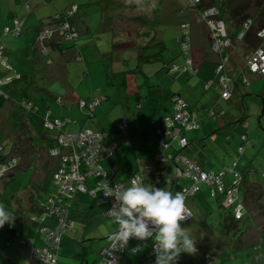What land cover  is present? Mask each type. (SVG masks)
Returning a JSON list of instances; mask_svg holds the SVG:
<instances>
[{
    "label": "trees",
    "instance_id": "1",
    "mask_svg": "<svg viewBox=\"0 0 264 264\" xmlns=\"http://www.w3.org/2000/svg\"><path fill=\"white\" fill-rule=\"evenodd\" d=\"M191 1H193L194 7H192L193 5H187ZM177 3H179V13L185 15V18L179 23L181 35H179L177 39L181 46L182 53L184 54V64L180 66L172 60L165 63L170 72L175 69H182L187 74L197 75L199 71L197 65L199 66L200 64L196 65L195 61L200 60V63H204L209 59V56H199V54L195 52L198 46L194 48L192 43L193 38H190L187 32L191 22L189 9L192 7V9L199 8L200 13L206 15L208 24L221 22L226 30L225 36L216 28L211 31V36L214 39L212 38L213 40L208 43L211 46L210 48L217 54L212 58L216 64L215 73L217 80L215 82L211 81L207 85L208 87L217 83V89H222V92L229 90L224 88V85L220 81L221 77H224L222 78L223 81H225V84L229 85L231 89V97L226 99L221 93L220 98L229 101L232 99L236 89L241 91V95H243L246 92L245 89L247 86H250L251 83L253 84L257 76L264 77V72L260 69L258 71L252 69V62L256 56H251L253 49V52L258 50L264 51V0H189L184 3L177 1ZM253 9H255V12ZM58 13L60 17H53L52 23L58 24L61 21L67 20L70 22V31L76 34H71V37L67 39V41H44L45 43H43V45L46 46L45 50L41 48L40 42H38L37 49L41 54L48 55L50 51L61 48L62 43H72L81 53V55L77 57V61L81 60L80 63H86L85 58H88V56L90 57V51L94 50L93 47L97 48V46H100L98 37L90 32L89 34L87 33L85 37L81 35V29L76 24L79 11L77 14L74 13L73 15H67L66 10ZM62 17L67 18L60 19ZM141 18L137 19L141 20ZM16 19L13 28H4V35H14L13 31L16 26ZM19 22L21 23V20H19ZM21 30L22 28L20 26V31ZM151 31L153 34L149 36L150 38L145 41V44L135 46V49H138L136 53L137 61H135L136 66L135 68L129 67V71L134 73L137 77V73L142 72L143 76L146 78L147 68L145 64L151 61L163 60L164 52L168 49V45L166 41L163 40L161 32H157V28L156 31ZM39 35L38 41L40 39ZM145 36H148V32L145 33ZM0 45L4 49L3 55L0 57V96L5 102L0 110V133H5L9 141L7 145L0 143V181L12 180L21 172H27L28 170L32 171V175L26 183L27 186H19L18 188L12 186L13 194L10 196L11 203L8 209L14 213L15 219L11 225L5 224L11 235L20 236L19 244L26 249V260L22 262L18 261L17 258L12 259L1 251L3 257L0 258V264H29L32 251L35 249V255L39 257L40 252L38 251H42L45 247L56 257L55 264H60L59 260L61 255L79 258L81 260L79 264H99L102 259L101 255H99L100 257L97 261L90 262L86 258L85 249L79 252L82 246L84 247V241L87 239L78 237L79 231L76 229V226L78 221L81 223L80 225L84 226L89 217L95 214L94 204L106 206L103 214L112 218L107 215L108 209L111 207L108 208L106 203L109 198H103L101 182L107 179L112 187L116 186L118 183L127 187L130 186V180L134 175L145 173L143 183H145L146 178L151 175L157 187H164L175 195L177 192L181 193L182 189L185 187L190 188L195 181L191 176H187L183 173L181 178L187 179L189 181L188 185H181L177 191L172 190L170 186H165L167 182L169 183L172 166L185 168L183 165V157L191 164L197 165L202 172L214 174L216 180L218 177V182L221 181V183L217 185H210L206 181L199 182L198 191L192 196H189L186 201L201 191V183H206L212 188V196H216L220 204L218 223H209L203 216L199 225V234L196 236L192 235L197 240L196 253H181L176 264H220L217 262V258H215L216 250L226 251L233 254L232 256H235L238 251L249 249H258V253L253 256L252 259L250 258L251 260L248 259L242 264H264V225L261 224V226H259L260 223L255 220L256 216L264 215V208H262L263 203L259 204L258 202L261 199L264 200V183L254 180V178L250 176L249 171L239 168V157H237L236 161L225 169V171L215 172L204 169L196 160L192 159L186 153V151L190 149V145H192L195 140L197 141L196 138L191 139L187 136L188 131L199 130L202 123L208 118L216 119L226 116V111L219 107V99L212 107H205V110L201 111L187 104L180 94H171L169 104L172 106V113L163 117L162 123L156 130V138L162 150L154 152L151 159V161H153L152 163L146 165L143 169H138L130 177L126 176L120 180L117 173V164L112 165L111 163L109 169L103 165L105 157L109 154L107 147L103 144L105 133L89 125H85L79 130L73 131L72 125L77 121L70 116L57 114L58 111L68 105L70 108L72 106L76 107L83 115L87 113L89 119L92 120L96 116V111H98L101 106L102 99H105L106 96L94 97L93 95H86L85 98L73 100L71 98H66L65 95L56 94L51 88L54 77L52 78L43 70L47 63H23L26 71L18 72L9 61L6 47L1 36ZM239 48L244 55L243 58L245 62L243 64L236 61V56L238 55L236 51ZM249 49L252 50L249 52ZM45 51H47V53ZM3 58L7 59L6 65L2 63ZM36 58L34 54H31V62H35ZM257 58L259 57L257 56ZM228 65L231 67V70L227 68ZM157 66H159V64H157ZM250 75H252V77H250ZM139 85H141V83ZM154 90L159 93L162 102L164 100L163 91L161 89L159 91L155 89V87ZM250 93L251 91L248 89L247 94ZM148 95L149 94H146L144 96L142 94V89L140 90V94L139 92L132 94L136 99V108L142 109V104L148 100ZM176 98L183 100L184 104L182 105ZM138 99L139 101L137 102ZM178 102L179 106L182 107V111L188 112L189 122L192 124V122L196 120L198 127L196 128L194 124H190V128L184 129V134L186 136L181 135L180 137L176 136V138H173L167 135L165 130L167 129V119H172L176 114ZM162 106L161 103V107ZM54 108L58 110H54ZM44 110L45 113H42L41 111ZM22 112L23 114L17 117V114H21ZM202 112L206 113L201 115ZM246 117L247 115H244L241 120H239V123L245 124L248 128L249 123L246 121ZM56 120H59L61 124L55 123ZM127 125L128 121L126 119L120 124V129ZM84 129H90L102 135L100 139L102 148L98 154L99 158L96 164L99 166L98 169L100 172L97 173L99 170L94 169V167L88 165L85 160L80 159L77 174L83 177L82 180L74 181L70 189H62L56 175L61 171L68 173L71 163H75L76 160H65L66 156L74 159V151L73 148L64 147L60 141V137L69 133H79ZM158 129H164V133L158 134ZM218 132L221 133V129H218ZM162 136L170 140L168 147L162 148L160 140ZM181 137L187 139L188 146L185 148H183V145L180 143ZM227 138L230 140L231 136L228 135ZM247 140L248 138L246 135H242L239 138L237 146L238 155L243 154L245 149L244 144ZM159 153L163 155L164 160L158 157ZM103 172L106 174L105 176H103ZM227 174H231L232 176L229 184L225 183V175ZM52 184L53 188H51ZM235 188L238 189L233 195L236 196L237 194L236 200L233 204L228 203V191ZM241 190L243 192L242 196L240 193ZM230 204L233 205V208L230 207ZM187 206L189 207L188 204ZM237 206H240V212L242 213L240 217H237ZM252 208L255 213L250 212ZM27 228H29V232H26ZM30 229L32 231H30ZM118 230L119 225H117L116 230L113 232L112 242ZM34 233L40 235L42 242L41 246L36 245ZM153 239L154 237H150L147 240L139 241L134 238L135 245H133V250L138 252L142 249L143 245L146 244L150 247L148 257H155L152 247ZM51 241L55 244L49 245L48 243ZM103 247L100 249V253ZM125 250L126 245L123 243L122 251L118 252L120 256L118 260L119 263L127 264L123 261ZM203 253L209 255L210 258L214 260L203 262L201 260ZM38 264L48 263L40 261ZM141 264H147V261H143Z\"/></svg>",
    "mask_w": 264,
    "mask_h": 264
},
{
    "label": "rangeland",
    "instance_id": "2",
    "mask_svg": "<svg viewBox=\"0 0 264 264\" xmlns=\"http://www.w3.org/2000/svg\"><path fill=\"white\" fill-rule=\"evenodd\" d=\"M38 1L45 3L43 0ZM59 1L62 2V9H66L74 2L79 4L80 10L76 24L84 26L85 23L89 28H92V34L98 37L100 50L103 53L112 51V60L98 57L100 59H91L92 63H109V65L112 63V67L114 68L113 71L115 72L124 71V69L128 67L135 68V61H137L136 53L138 51V49H135V46L145 44V41L149 40V36L153 34L151 30L156 31V28L157 32H161L163 40H165L168 45V49L164 52L163 60L151 61L145 64L147 68L146 78L143 76L142 72L137 73L139 83H141L142 94L144 96L149 94L148 100L143 103L142 109L136 108V99L131 96L132 94L125 95L126 88L123 87L124 85L122 86L119 84L116 88L112 87L119 96L112 100V115L108 117L109 120L106 121V126L109 132H112V145L116 144V150L112 154V161L109 159H104L103 161V165L107 169L110 168L111 163L112 165L117 164V166L119 164L122 168L126 166L120 171L123 176L128 173L131 174L135 169H140L141 166H144V163H140L139 159L143 160L150 152L154 155L155 150H161L156 138V130L163 121L162 116L165 115L166 112H168L167 114L172 112V106L169 104L170 96L176 93L180 94L192 108H197L201 111L205 110V107H212L219 99V107L226 111V116L216 119L208 118L202 123L199 130L187 132L189 138L197 139V141L195 140L193 144L190 145V149L186 151L188 156L196 160L204 169L215 172L225 171V169L232 165L237 157H239V168L249 171L250 176L253 177L254 180L264 183V77L257 76L253 84L251 83L250 86H247L245 89L246 92L243 95L239 94V90L236 89L232 99L229 101L220 98L221 93L223 95L225 91L222 92V89H217V83L209 87L207 86L211 81L215 82L217 80L215 73L216 64L215 61L212 60L217 54L210 48L211 46L208 42L214 39L211 36V31L215 28L225 36L226 30L223 28V24L218 26H213L212 23L208 24L206 15L201 14L199 8L192 9V7H194L193 1L187 4L193 5L189 9L191 22L187 32L190 38H193L192 43L194 48L198 46L195 52L198 53L199 56H209V59L204 63H200V60L195 61L196 65L200 64L199 66L197 65L199 71L197 75H191L185 73L182 69H175L170 72L165 64L171 60L178 63L180 66L184 64V54L182 53L181 46L177 39L179 35H181L179 23L185 18V15L179 13V3H177V1L184 3L189 0ZM0 5L2 6V1ZM253 11L255 12V9H253ZM28 12L30 19L33 18L35 27L42 26L43 24L40 25L41 22L45 20L48 15V10L40 9L39 12L36 10V0H33L32 10ZM19 16L21 17V14ZM137 18H141V20ZM49 28L54 29L55 26H50ZM55 31L57 32V30ZM147 32L148 36H145ZM6 35V38H3L4 44L6 40L10 38L15 41L21 39L15 35ZM82 35L85 37L87 33H83ZM96 37L95 40L97 41ZM62 38L64 41H67L65 37L56 33L53 36L54 40L51 41H57ZM120 43H122V46L118 48ZM93 48L94 51H90V56L98 54L97 48ZM251 50L252 49H249V52ZM253 50L251 56H256V58L260 56L261 61H264V51L258 50L253 52ZM237 51L236 54L238 53V55L236 56V61L243 64L245 62L243 58L244 55L242 54L243 52L240 48ZM157 64H159V66H157ZM229 65L227 68L231 70ZM253 70L258 71L259 69L254 68ZM250 77H252V75H250ZM82 80L83 77L77 80V83L80 85ZM51 87L56 94L58 93L62 96L67 95V91L62 86V83L54 81L51 83ZM154 87L159 91L160 89L163 91L161 92L162 94L164 93V101L169 105H163V107H161L160 95L154 90ZM248 89L251 91L250 94H247ZM85 90L86 89L83 88L82 91ZM223 96L226 99L231 97L226 93ZM125 97L130 98L125 99ZM4 103V100H2L0 96V110ZM41 112L45 113V110ZM205 113L206 112H202L201 115ZM22 114L23 112L17 114V117H20ZM58 114L60 115L61 113L58 112ZM84 115L86 120H88L87 122H89L90 119L88 114L86 113ZM244 115H247L246 121L249 123L248 128L245 124L239 123V120H241ZM132 118L135 119L136 123ZM183 118V113H178L173 120L181 121ZM126 119L128 121V126L120 129V124ZM93 120L95 119L93 118ZM72 129L76 130L74 127H72ZM218 129H221L222 132L219 133ZM183 131L182 128H178L176 133L183 134ZM228 135L231 136L230 140L227 138ZM242 135H246L248 140L244 144L245 149L243 154L238 155L237 146L239 138ZM106 142L107 137L103 139V144L105 145ZM0 143L4 145L9 144L8 137L5 133H0ZM180 143L183 145V148L188 146L184 137L180 138ZM118 144H120L119 147ZM144 144L145 146H143ZM134 157H136V159ZM131 161L134 162V164L128 166V163ZM184 164L185 166L192 165L196 167L198 171H201L197 165H193L188 161H184ZM182 172H185V170L182 169ZM117 173L119 174V167L117 168ZM31 175L32 171L28 170L27 172L19 173L12 180L0 181V203H3L9 208V204L11 203L10 196L13 194L12 186L15 188L25 186ZM150 177L147 181H150ZM231 178V174L225 175V183L229 184ZM179 180L175 184L174 189H179L181 185L189 184L187 179ZM200 187L201 191L187 201V204L193 211V218L190 221L181 222V227H185L189 233L194 236L199 234V225L203 216L209 223H216L219 219L220 202H218L216 196H212V188L206 183H201ZM51 188H53V184ZM240 193L242 196V190ZM258 202L259 204L263 203L262 208H264V200L261 199ZM233 203L234 202H232V204ZM232 204H230L231 208H233ZM94 205L95 214L89 217L84 226L80 225L81 223L79 221L76 226V229L79 231L78 237L87 239L84 241V247L82 246L79 252L85 249L86 258L91 262L99 259L100 249L103 245L112 241L113 232L118 225L113 218L103 214L106 206L100 204ZM250 212L255 213L253 208ZM255 220L260 223L259 226H261V224L264 225V215L256 216ZM26 231L29 232V228H27ZM30 231L32 230L30 229ZM19 243V235H11L5 225L3 228H0V258L3 257L1 254L2 251L12 259L17 258L18 261H25L26 249ZM36 245H42L40 235L37 237ZM133 245H135L134 238L130 239L126 245L123 261L127 264H141L143 261H147V264H155V257H148L150 252V247L148 245H143L142 249L138 252L133 250ZM205 253H203L201 257L203 262L214 260ZM257 253L258 249H249L238 251L235 256H232L233 254L229 252L216 250L215 258H217V262L220 264H242L246 260L252 259ZM80 261L81 260L76 257L73 258L61 255L59 263L79 264Z\"/></svg>",
    "mask_w": 264,
    "mask_h": 264
},
{
    "label": "crops",
    "instance_id": "3",
    "mask_svg": "<svg viewBox=\"0 0 264 264\" xmlns=\"http://www.w3.org/2000/svg\"><path fill=\"white\" fill-rule=\"evenodd\" d=\"M1 1H2V6L0 5V36L2 37V39L6 38L5 35H3L4 28L5 27L13 28L14 21L16 18L21 20L20 25L22 30L20 34L16 36V37H20L21 39L15 41L14 39L10 38L5 42L6 53L9 57V61L12 63L16 71L18 72L26 71V68L23 63H47L46 67L43 69L44 72L46 74H49L52 78L54 77L53 81H58L62 83V86L67 91V95L65 96L66 98L77 100V99L85 98L86 95H93L94 97L95 96L107 97V98L105 97V99L104 98L102 99L101 106L98 109V111H96L97 118L95 116L94 118L95 120L90 119L89 122H87L88 120H86L82 112L78 111V109H76V107L73 106L70 108L68 105H66L65 108L63 107L58 112L61 113L60 115L70 116L77 121L76 123H74V125H72L74 128H76V130L72 129L73 131H77L85 125H89L90 127H93L94 129L105 133V137H107V142L105 146L107 147L108 149L107 151L109 153L105 157V159H109L110 161H112V154L116 150L115 149L116 144L112 145V132H109L106 126V121H108L109 120L108 117H111L112 115V103H113L112 100H114L117 96H119V94H117L113 88H116V86L120 84L122 86L124 85L123 87L126 88L125 95L135 94L136 92H139L140 94L141 87L139 85L140 83L138 77L134 73L129 71L130 70L129 67L125 68L124 71L115 72L113 71L114 68L112 67V63L111 65H109V63H92L91 59H100L98 57L108 58L109 60H112V51H106L103 53L100 50V46H97L98 54H96L95 56H90V57L88 56V58H85V61L87 63H80L81 60L77 61V57H79L81 53L80 51H78L77 47L74 46L72 43L65 44L64 42L61 44V48H56L55 50L50 51L48 55L41 54L37 49L39 42L38 35L44 27H47L51 24L52 21L51 17L53 14L63 11L65 9V8L62 9L63 5L61 1L43 0L45 3H42L41 1L36 0V10L38 12L40 9L48 10L47 12L48 15L46 16L45 20H43L40 24L43 25L37 27H35L33 18L30 19V15H28L29 13L28 11L32 10L33 0H0V4ZM27 5H29L30 9H28ZM20 14L21 17L19 16ZM77 19H78V15H77ZM79 28L81 29L82 34L83 33L89 34V32L92 33V28H89L85 23L84 26H79ZM121 46L122 43L119 44L118 48ZM31 54H34L37 57L35 62H31L30 59ZM112 75H113V80H112ZM82 77L83 80L79 85L77 83V80H79ZM83 88H85L86 90L82 91ZM239 94H241V91H239ZM129 98L125 97V99H129ZM138 101L139 99L137 100V102ZM161 103L162 105L168 104L164 100ZM54 110H58V109L54 108ZM167 113L168 112H166V114ZM165 115H163L162 118L165 117ZM168 115L170 114H167L166 116ZM132 120H134V122L136 123L134 118H132ZM119 146L120 144H118V147ZM143 146H145V144ZM157 151L158 150H155L154 152ZM160 156L161 154L159 153V157ZM152 157L153 154H151L150 152V154H147L143 160L139 159L140 163L141 162L144 163V166H141L140 169H143L146 165L152 163L153 162L151 161ZM134 158L136 159V157ZM131 164L133 165L134 162L132 161L129 162L128 166ZM118 167H119L118 175L120 180L125 178L126 176L130 177L135 171L138 170L135 169L131 174L128 173L125 174L126 176L125 175L123 176L122 173H120V171L124 169L126 166L122 168L118 164L117 168ZM172 167L173 168L170 173L169 183L167 182L165 186L167 187L170 186L172 190L177 191L178 189L176 188L174 189V187L179 179H183L181 178L182 173H180L179 171L180 168H178L177 166H172ZM150 176L146 178L145 184L151 183L155 185L153 177ZM149 177H150V181H147ZM107 201H108L107 202L108 208L111 207L113 203H115L113 197ZM33 235L37 243V237L39 236V234L34 233ZM109 243L103 246H106Z\"/></svg>",
    "mask_w": 264,
    "mask_h": 264
},
{
    "label": "clouds",
    "instance_id": "4",
    "mask_svg": "<svg viewBox=\"0 0 264 264\" xmlns=\"http://www.w3.org/2000/svg\"><path fill=\"white\" fill-rule=\"evenodd\" d=\"M74 4L78 6L77 14L79 4L73 3L69 7ZM27 7L30 9L29 5ZM67 9L69 8L67 7ZM57 14L59 13L53 14L51 18L56 17ZM52 21L49 27L56 26ZM182 129L184 130L185 128ZM184 131L183 134L179 133L178 136H186ZM163 139L170 142L166 137ZM182 169L184 168H180L179 170L181 173ZM101 190L109 199L114 198L115 203L108 209V215L119 225L117 236L125 245L133 238L144 241L150 237H154L152 247L155 254V264H176L181 253H196L197 240L185 227H181V222L185 220L190 221L193 218V212L187 206L186 201L189 196L184 202L182 193L177 192L173 195L171 191L164 187H156L151 183L145 184L138 178H132L130 180V186L123 189L119 186L113 188L110 186L109 181L105 179L101 182ZM185 205L192 213L190 219L185 214ZM14 219V213L3 203H0V228H3L6 223L11 225ZM111 243L112 241L103 248L108 247Z\"/></svg>",
    "mask_w": 264,
    "mask_h": 264
},
{
    "label": "built area",
    "instance_id": "5",
    "mask_svg": "<svg viewBox=\"0 0 264 264\" xmlns=\"http://www.w3.org/2000/svg\"><path fill=\"white\" fill-rule=\"evenodd\" d=\"M78 10V6L76 4L72 5L69 9L66 10V14L67 15H73L74 13H76ZM210 13H214V12H210ZM60 17L59 14L56 15V18ZM67 17H62L60 19H66ZM16 26L14 28V35H18L20 33V22L18 19H16L15 22ZM213 26H218V25H222L221 22H218L216 24L212 23ZM224 28V27H223ZM57 30V32L55 31ZM72 32V33H71ZM58 33L59 35H62L63 37H65L66 39H69L72 35H75L76 33L73 31H70V22L67 20L61 21L60 23L56 24L55 28H46L44 30L41 31L40 35H39V42L41 44V47L43 50H45V47L43 45V43H45L44 41H50L51 39H53V36ZM3 47L0 45V57H2L3 55ZM261 51V50H260ZM47 53V51H45ZM259 58H256L253 60V64H252V69H260L262 72H264V61L261 62V57L258 56ZM2 63L4 65H6L7 63V59L3 58ZM224 77H221L220 81L221 83L224 85L223 87L226 89H229L227 91H225V93L229 96H231V89L229 88V85L225 84V81H223ZM224 93V94H225ZM223 94V95H224ZM224 97V96H223ZM178 101L180 103H182L183 105V101L178 99ZM179 102H178V107L176 110V114L178 113H183L184 118L181 121H174L173 118L172 119H167V129L165 130V133L171 137H176L179 135V133H176L178 131V128H190L191 125L194 124V127H198V124L196 123V120L192 122V124L189 122V114L187 111H182V107L179 106ZM84 104V103H83ZM95 104V103H94ZM179 109V110H178ZM55 123L57 124H61L59 120H56ZM191 124V125H190ZM175 131V132H174ZM164 133V129L163 130H158V134ZM163 137V136H162ZM102 138V135L99 133H95L94 131L90 130V129H84L79 133H69L66 135H62L60 137V141L62 143V145L64 147L67 148H73L74 151V159H72V157L66 156L65 160H76L75 163H71V167L68 173L66 172H59L57 173L56 177L58 179V183L61 184V188L62 189H66L72 186V183L74 181H81L82 180V176L77 174V168L80 165V159H83L87 162L88 165L93 166L94 169H98V165L97 164V160H98V154L101 151V144H100V139ZM164 138V137H163ZM161 139V145L163 147H168V145L170 144V142L165 141L164 139ZM185 141H187L184 138ZM159 157V155H158ZM183 157V156H182ZM160 159L164 160L163 155H161L159 157ZM184 161H188L185 157H183ZM178 161V159H177ZM189 162V161H188ZM190 163V162H189ZM184 170L185 175L187 176H191L195 181L193 183V185L188 188L185 187L182 189L181 193L184 197V202L186 200V198L190 195H193L195 192L198 191L199 187H198V183L200 181H206L208 182L210 185H217L220 184L221 181L218 182V177L216 180V177H214V174H208L202 171H198V169L192 165H188L185 166L184 162ZM99 171H97V173H99ZM181 173V171H180ZM106 174L103 172V176H105ZM132 178H138L141 182H143L144 178H145V173H142L140 175H134ZM117 186H119L121 189L125 188V186L123 184H117L116 186H114L113 188H116ZM237 188L229 190L228 191V199L227 202L228 203H232L236 200L237 194L236 196H233L236 192H237ZM103 198H109L106 197L104 195L103 192ZM236 211H237V217H240L242 215V213L240 212V206L236 207ZM185 214L188 216V219H190L192 217V213L191 211L187 208V206L185 205ZM108 215V212H107ZM187 219V220H188ZM186 221V220H185ZM119 231V230H118ZM117 231V233H118ZM49 245H53L55 244L53 241H51L50 243H48ZM123 248V242L121 240L118 239V236L116 235L113 242L111 243V245H109L108 247H105L102 249L101 251V256L102 259L100 261L99 264H119V253L120 251H122ZM40 252V256L37 257L35 254V249L32 251L31 256H30V260H29V264H38L40 261H45L48 264H55L56 261V257L53 255V253L49 252L48 248L45 247L42 249V251H38ZM42 259V260H40Z\"/></svg>",
    "mask_w": 264,
    "mask_h": 264
}]
</instances>
